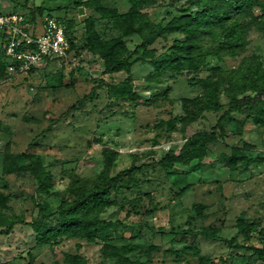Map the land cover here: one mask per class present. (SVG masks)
I'll use <instances>...</instances> for the list:
<instances>
[{"label":"rangeland","instance_id":"rangeland-1","mask_svg":"<svg viewBox=\"0 0 264 264\" xmlns=\"http://www.w3.org/2000/svg\"><path fill=\"white\" fill-rule=\"evenodd\" d=\"M86 1L0 0L2 14L20 13L30 20L36 15L39 21L38 15L57 17L75 41L64 61L16 76L0 74V231L6 229L1 226L6 220L40 219L37 204L46 214L68 208L75 199L73 186L101 179L107 168L116 176L138 167L133 174L136 187L121 183L112 190L114 205L101 214L105 224L95 242L71 235L38 246L31 227L16 225L9 235L0 234V264H73L68 255L81 256L88 264H118L114 255L123 248L132 264H264L253 250L239 247L263 246L264 163H240L236 169L221 165V157L237 149L264 158V107L260 123L238 114L225 119L226 136L208 146L201 164L175 161L174 172L162 167L169 154L180 155L195 132L220 134L223 113L202 110L208 91L193 87L192 81L226 77L223 93L228 95L246 83L243 73L264 69V11L256 7L242 12L250 26L241 46L225 39L221 26H213L182 60L161 72L151 62L133 58L130 74L103 75L102 63L85 45L86 20L98 19L95 27L103 39L120 37L121 32L116 19L102 18ZM132 1L97 0L119 14L128 13ZM138 1H144L139 12L147 27L125 39L130 53L124 58L159 24L194 17L201 10L197 0ZM176 39L185 38L170 34L148 49L161 55ZM100 81L105 85L97 88ZM95 87L96 96L89 98ZM125 90L140 97L129 100ZM221 99L227 103L225 96ZM22 153L38 155L52 175L47 192L38 190L29 172L11 171L15 164L23 165L16 160ZM198 204L203 206L200 214L194 209ZM57 223L56 217L50 220ZM207 228L217 230L218 238L197 234Z\"/></svg>","mask_w":264,"mask_h":264},{"label":"trees","instance_id":"trees-1","mask_svg":"<svg viewBox=\"0 0 264 264\" xmlns=\"http://www.w3.org/2000/svg\"><path fill=\"white\" fill-rule=\"evenodd\" d=\"M201 10L194 17L172 18L166 25L159 24L157 29H152L149 36L143 44L136 47L134 52L127 58L123 56L130 53L126 38L134 35H141L147 25L144 22L143 15L140 10L143 6L142 1L133 0L131 9L126 14L112 13L108 9L101 7L97 0H88L84 4L88 8H96L104 19H116V27L121 32L120 37L113 39H103L98 34L95 25L98 19L90 17L86 20L85 45L88 52L102 63L103 75H112L121 72L129 73L132 68V59L137 58L138 61L151 62L156 71L161 72L168 67L169 64L182 60L188 52L197 46V42L202 37L213 31V26H221L225 30L224 38L229 41H236V46L244 44L247 29L250 22H245L242 17L243 11L253 8H260L264 11V0H197ZM39 13L43 12V8L39 7ZM237 11H241L236 15ZM2 13H0L1 15ZM39 16V15H38ZM36 15L32 17L34 22ZM228 22H231L228 25ZM67 26V24H66ZM68 28V37L71 42V51L75 49V41ZM181 34L184 40L176 39L173 45L164 53L159 55L158 49H148L156 40L165 38L170 34ZM8 63L5 60L4 48L0 51V74L8 75ZM33 72V71H32ZM241 80L246 83L239 87V91L234 94L226 95L223 93L225 83L228 81L226 77L214 80L212 77L206 79H198L192 81L193 87H202L208 91L209 101L202 104L203 111L222 112L223 115L219 119L218 127L220 134L207 131H197L187 141L182 148L180 155L176 156L171 153L166 157L162 167L169 171L176 170L175 161L180 160H197L198 164L204 162L208 155V146L211 143H217L226 136V130L223 121L234 114L244 117H253L256 123H260L262 119L264 107V69L254 68L251 74L243 73ZM105 85L104 81H100L97 88ZM96 87L93 89L89 98L96 96ZM123 95L129 100H135L140 96L131 91L125 90ZM227 98V103L223 104L221 97ZM23 163L22 166L14 165L11 169L14 173L29 172L38 182L39 191L45 193L48 191L52 175L43 167L40 157L36 154L22 153L17 159ZM240 163L244 167L251 164L264 163V158L245 153L242 149H237L231 156L223 155L221 157V165L225 168L236 169ZM139 170L138 167L131 168L120 172L116 176H111L109 168H107L104 176L93 183H76L72 188L75 199L66 209L59 210L56 214H46L45 208L41 204H37L40 213V219H36L31 223H26L21 218L6 220L2 223L5 230H1L0 234L9 235L16 225H27L32 228L37 237L38 246H43L52 241H57L61 237H83L88 242L93 243L97 239V234L105 221L101 219V214L106 208L111 207L114 203L111 201V192L114 188L119 189L121 183H132L136 187V181L133 176L134 172ZM203 206L198 204L194 209L198 214L201 213ZM57 218L56 225L50 224L52 218ZM197 234L207 239H217L218 231L211 228L204 229ZM249 234L246 233V237ZM235 239L228 241L230 245ZM244 250H253L254 253L264 261V240L262 247L239 246ZM129 251L123 248L122 251H116L115 257L118 258V264H132L125 257ZM73 264H88L81 256L68 255Z\"/></svg>","mask_w":264,"mask_h":264},{"label":"built area","instance_id":"built-area-1","mask_svg":"<svg viewBox=\"0 0 264 264\" xmlns=\"http://www.w3.org/2000/svg\"><path fill=\"white\" fill-rule=\"evenodd\" d=\"M38 17L41 20L33 22L20 13L0 15V36L10 76L30 73L53 61H64L71 53L66 24L51 15Z\"/></svg>","mask_w":264,"mask_h":264},{"label":"water","instance_id":"water-1","mask_svg":"<svg viewBox=\"0 0 264 264\" xmlns=\"http://www.w3.org/2000/svg\"><path fill=\"white\" fill-rule=\"evenodd\" d=\"M80 13L83 14V9H81Z\"/></svg>","mask_w":264,"mask_h":264}]
</instances>
